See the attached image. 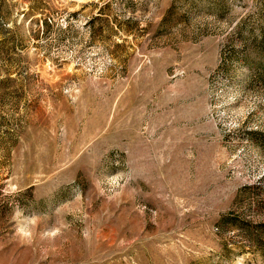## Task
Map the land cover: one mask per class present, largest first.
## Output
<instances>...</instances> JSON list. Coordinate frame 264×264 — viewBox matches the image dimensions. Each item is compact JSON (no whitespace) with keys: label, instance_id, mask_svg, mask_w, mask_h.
<instances>
[{"label":"rangeland","instance_id":"rangeland-1","mask_svg":"<svg viewBox=\"0 0 264 264\" xmlns=\"http://www.w3.org/2000/svg\"><path fill=\"white\" fill-rule=\"evenodd\" d=\"M0 264H264V0H0Z\"/></svg>","mask_w":264,"mask_h":264}]
</instances>
